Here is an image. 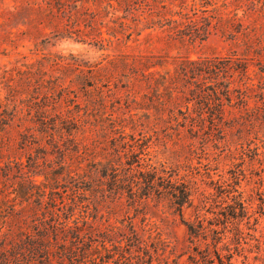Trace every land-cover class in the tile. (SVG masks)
I'll return each instance as SVG.
<instances>
[{"label":"rangeland","instance_id":"obj_1","mask_svg":"<svg viewBox=\"0 0 264 264\" xmlns=\"http://www.w3.org/2000/svg\"><path fill=\"white\" fill-rule=\"evenodd\" d=\"M214 57L247 73L192 128L195 85L153 88ZM4 67L0 264H48L25 233L53 264H264V0H0Z\"/></svg>","mask_w":264,"mask_h":264},{"label":"trees","instance_id":"obj_2","mask_svg":"<svg viewBox=\"0 0 264 264\" xmlns=\"http://www.w3.org/2000/svg\"><path fill=\"white\" fill-rule=\"evenodd\" d=\"M246 30V29H244ZM16 70H9L6 67L4 69L0 68V84H5V87L10 92V97H14L13 93L15 92L14 83H15V77L13 73ZM230 71L239 72L241 74L247 73V67L242 65L238 60H233L232 58H204L199 60H186L184 61L180 68L175 71L174 75H170L167 73L165 76H161L160 78L163 80V85L156 84L155 89L156 91L160 90V87H165V91L168 90V92L171 94L170 97L173 96L176 101H178L181 97H179V94H185L184 90L180 91L179 88V82L185 81L187 84L193 83L195 85V90H190V96L191 98H185L187 101L186 103L189 105L190 102H195L198 105L199 110L197 111V117H194L193 115L186 116V120H190L191 127L195 128V123L205 121L204 119V113L212 112V116L210 119V123L214 125L216 117H214L216 114L215 112H219V114L222 113L223 108V101L221 96H226L228 101H231L230 97V87L229 85L225 86V90H220V87L223 86V82H220V78H224L226 74H228ZM263 73V72H262ZM17 75H21L22 77L25 76L26 80L28 82L31 81L32 72L31 71H17ZM150 78H154L153 73H149ZM264 77V76H263ZM214 83L215 85H212ZM152 86V85H151ZM183 87H186L183 86ZM240 92V91H239ZM245 93H240L239 99L241 102H244L245 99ZM242 96H245L244 98ZM184 98V97H183ZM162 96L161 93L156 98L157 101H161ZM170 98L169 101L172 100ZM262 101H264V98H261ZM151 101H155V99H151ZM1 109V108H0ZM205 110L207 112H205ZM31 114V113H30ZM28 114V115H30ZM39 119L37 122H39L44 128H47V125L49 124V121H47V118L45 115V112L38 113ZM7 112L5 110L1 113L0 112V131L4 129L5 126L9 125V120L7 119ZM218 118V116H217ZM31 130V129H28ZM40 133L45 132V130L40 129ZM34 136V134L31 135V138ZM34 142V141H33ZM132 165V164H128ZM149 187H152L151 184ZM174 197L176 199V204L179 206H183L188 201V195L185 190H179V194L175 193ZM51 206L56 207L57 201L53 198L50 200ZM9 200H5V203H9ZM4 206H0L1 213H4L5 210H3ZM15 207V205H13ZM8 217V216H6ZM190 234L192 237L195 236L196 232H194L195 228L189 227ZM26 236V243H25V250L27 252H30V254H34L33 260L37 261L36 257H39L41 261L47 262L48 264H53V260L51 257L52 250L45 246L44 242H41L40 240H34L33 236L29 233L24 234ZM78 240H80V237H77ZM92 247V244L90 245ZM24 254L22 253L21 256ZM64 261L63 256L59 257L58 264H62Z\"/></svg>","mask_w":264,"mask_h":264}]
</instances>
